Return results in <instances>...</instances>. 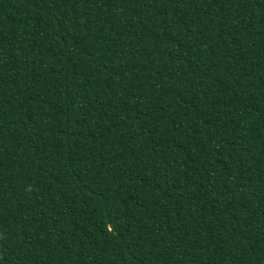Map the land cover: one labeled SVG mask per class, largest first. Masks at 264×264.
I'll list each match as a JSON object with an SVG mask.
<instances>
[{
    "label": "trees",
    "instance_id": "obj_1",
    "mask_svg": "<svg viewBox=\"0 0 264 264\" xmlns=\"http://www.w3.org/2000/svg\"><path fill=\"white\" fill-rule=\"evenodd\" d=\"M0 264H264V0H0Z\"/></svg>",
    "mask_w": 264,
    "mask_h": 264
}]
</instances>
